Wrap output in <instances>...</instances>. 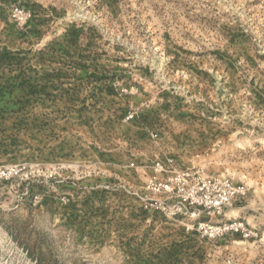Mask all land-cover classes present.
<instances>
[{
	"label": "rangeland",
	"instance_id": "rangeland-1",
	"mask_svg": "<svg viewBox=\"0 0 264 264\" xmlns=\"http://www.w3.org/2000/svg\"><path fill=\"white\" fill-rule=\"evenodd\" d=\"M171 167L246 195L173 216ZM0 264H264V0H0Z\"/></svg>",
	"mask_w": 264,
	"mask_h": 264
},
{
	"label": "built area",
	"instance_id": "built-area-1",
	"mask_svg": "<svg viewBox=\"0 0 264 264\" xmlns=\"http://www.w3.org/2000/svg\"><path fill=\"white\" fill-rule=\"evenodd\" d=\"M158 171L168 173L166 166L162 164L158 165ZM150 187L169 200L170 204L167 205L166 210L170 214L191 220H198L200 217L213 219L226 216V209L233 206L234 200L246 195V190L241 186L203 179L189 170L178 171L173 168L170 169L167 180L152 182ZM230 221L219 225L201 224V226L213 238L234 232H246L243 223Z\"/></svg>",
	"mask_w": 264,
	"mask_h": 264
},
{
	"label": "bare ground",
	"instance_id": "bare-ground-1",
	"mask_svg": "<svg viewBox=\"0 0 264 264\" xmlns=\"http://www.w3.org/2000/svg\"><path fill=\"white\" fill-rule=\"evenodd\" d=\"M236 214H237V210H235V209L229 210V211L227 212V218H228V217H233V216H235Z\"/></svg>",
	"mask_w": 264,
	"mask_h": 264
}]
</instances>
